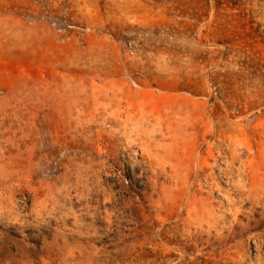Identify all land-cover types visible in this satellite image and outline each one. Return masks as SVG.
<instances>
[{"label":"rangeland","instance_id":"374dc122","mask_svg":"<svg viewBox=\"0 0 264 264\" xmlns=\"http://www.w3.org/2000/svg\"><path fill=\"white\" fill-rule=\"evenodd\" d=\"M0 264H264V0H0Z\"/></svg>","mask_w":264,"mask_h":264}]
</instances>
